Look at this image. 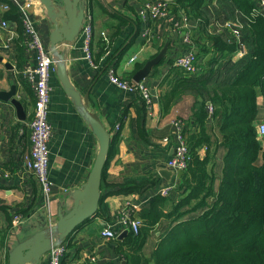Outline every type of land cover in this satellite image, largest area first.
<instances>
[{
    "label": "crops",
    "instance_id": "0c3cea01",
    "mask_svg": "<svg viewBox=\"0 0 264 264\" xmlns=\"http://www.w3.org/2000/svg\"><path fill=\"white\" fill-rule=\"evenodd\" d=\"M23 1L20 0V3ZM145 1L89 0L93 56L96 58L103 44H108L107 54H113V57L106 66L114 68L120 78L132 81L135 72L167 46L164 61L143 80L151 90L152 101L150 109L145 105L144 114L137 115V109L142 106V98L138 94L118 90L109 83L106 66L100 67L93 60L86 59L81 30L73 43H60L55 47L59 54L64 55L66 74L73 88L80 92L81 100L89 91V109L99 116L110 132L114 149L102 182L103 201L100 209L66 239L67 251L61 258V264H127L122 252L127 249L122 246L127 234L119 240L116 239L119 234L114 240H107L101 236V231L126 202L130 203L134 210L133 217L137 218H140L142 210L150 207V200L158 187L167 184L158 171L168 169L166 162L178 133L176 124L180 123L183 128L192 115L194 98L190 95L183 97L169 112L162 110L159 99L163 94L160 83L173 68L170 62L191 50L197 51L196 43L185 44L184 31L173 29V23L183 16L180 13H171L172 19L166 25L152 20L142 22L138 9ZM218 2L209 0L208 4L206 0L205 4L212 6ZM4 4L8 5V9L3 8ZM28 11L43 48L51 55L49 34L52 25L44 8L39 3ZM22 13L14 4L0 0V92H9L12 86L16 87L15 98L21 104L24 118L21 120L18 117L16 108L10 102L0 101V264H6V256L18 242L54 225L59 209L63 213L71 209V193L85 184L98 152V140L64 92L55 65L48 82L51 89L47 116L51 126L48 180L52 187L47 208L38 184L24 169V160L30 153L28 123L33 115L35 97L31 84L22 72L26 66L35 65L36 60L35 52L26 44ZM2 22H6L5 27L1 25ZM229 23L225 21L222 28H218L216 22H211L208 30L222 33ZM146 30L149 35L144 40L142 33ZM192 32L193 27H190L191 37ZM140 50L138 59L128 65L129 58ZM239 58L241 56H235L232 60ZM137 65L140 68L135 71ZM197 99L200 101L201 98ZM257 104L259 123L264 119V101L260 95ZM140 122L146 130L147 138L144 140L137 135ZM215 132L216 138H219L218 128H215ZM198 153L203 158L206 150L202 148ZM224 153L218 151L215 155L218 175ZM154 178H157V186L140 190ZM15 215L21 216L23 221L13 227L11 220ZM159 229L155 225L146 237L139 264H154L153 252L160 247L165 236L164 230L160 232ZM39 264H48L47 254Z\"/></svg>",
    "mask_w": 264,
    "mask_h": 264
},
{
    "label": "trees",
    "instance_id": "16d2710c",
    "mask_svg": "<svg viewBox=\"0 0 264 264\" xmlns=\"http://www.w3.org/2000/svg\"><path fill=\"white\" fill-rule=\"evenodd\" d=\"M260 1L219 0L217 7L207 6L206 0L169 2L173 6L170 12L180 13L193 27L197 59L201 62L208 54L211 58L200 63L198 74L188 77L171 61L173 68L160 83L163 94L159 102L164 112L186 95L194 98L192 115L183 126L190 159L177 179L176 197L155 193L150 207L139 214L142 222L138 232H128L123 239L127 264L142 261L140 251L155 225L165 236L153 252L154 264H264V145L257 136L258 95L264 101V16ZM237 19L239 39L231 26L222 33L208 30L211 22ZM107 45L104 43L93 59L100 67L113 57L108 56ZM240 47L245 48V54L233 61ZM139 68L137 65L135 71ZM144 112L142 100L137 115ZM137 135L141 140L147 138L141 122ZM202 148L206 150L203 158L198 153ZM113 150L112 142L105 171ZM218 151L225 152L220 175L214 161ZM157 184L154 178L140 190Z\"/></svg>",
    "mask_w": 264,
    "mask_h": 264
},
{
    "label": "built area",
    "instance_id": "2783aa9c",
    "mask_svg": "<svg viewBox=\"0 0 264 264\" xmlns=\"http://www.w3.org/2000/svg\"><path fill=\"white\" fill-rule=\"evenodd\" d=\"M11 4L20 8L22 13V26L24 37L26 38L27 47L35 52V65L26 66L22 72L23 77L31 84L35 104L33 115L28 123L29 128V141H30V153L27 159L24 160V169L31 178L38 184L44 204L49 207V198L51 195L52 184L48 180V142L51 136V126L48 123V111L50 107V92L49 77L50 73L55 69L57 62L56 57L49 55L43 48L38 34L34 28L33 23L30 20L29 10L34 4H39L36 0H24L20 3V0H7ZM169 2L164 0H147L143 2L138 9V17L142 22H148L149 20L155 21L158 24L166 25L168 21H171L172 15L169 9ZM4 9H8V5L4 4ZM259 10L264 16V0L259 3ZM3 27L6 26V22H2ZM227 26L234 27L233 33L236 39H239L240 24H227ZM173 29L177 31H184L183 42L187 45H193L192 37L189 33L190 25L185 17H181V20H177L173 23ZM82 36V48L87 60H93V50L91 46L92 41V17L88 14L83 26L81 28ZM148 31L142 33V38L145 40L148 38ZM137 52L133 54L127 64L131 65L136 61L141 53ZM245 54V48L240 47L239 52L235 56H243ZM107 55V54H106ZM104 56V58L106 57ZM234 56V57H235ZM233 57V58H234ZM102 58V59H104ZM200 61L197 59L193 50L186 54L178 56L173 61V67L182 71L185 77L196 75L200 70ZM106 76L111 85L116 87L122 92H133L138 94L148 109L151 106V90L144 81L134 82L131 80H125L120 78L115 69L112 67L106 68ZM207 110L211 113L210 106H207ZM178 123V122H177ZM177 125V136L174 147L172 148L171 155L166 162L168 169L174 173L178 171L184 172L188 161L190 159V152L183 135V128L180 123ZM119 125L116 126L118 130ZM257 136L264 145V120L257 125ZM178 178H172L167 184H163L158 187L156 194L168 198L175 193ZM132 207L130 203H125L124 206L117 212L114 219L108 222L103 230L101 236L107 240H114L118 234L125 231L133 232L136 234L138 228L141 226V220L137 217H133ZM23 221L19 215L13 216L11 224L13 227L18 226ZM67 243L64 241L62 244L53 247L48 253V264H61V258L66 253Z\"/></svg>",
    "mask_w": 264,
    "mask_h": 264
},
{
    "label": "water",
    "instance_id": "95a60500",
    "mask_svg": "<svg viewBox=\"0 0 264 264\" xmlns=\"http://www.w3.org/2000/svg\"><path fill=\"white\" fill-rule=\"evenodd\" d=\"M46 12V17L52 25L49 34L51 55L57 59L56 73L64 92L70 97L75 107L78 109L80 117L90 127L93 135L98 140V152L90 170L88 178L80 189L71 193L73 205L71 209L63 213L61 209L57 212V221L54 225L36 232L28 239L18 242L7 255V264H39L40 259L46 255L53 247L62 244L66 239L82 224L93 218L101 206V184L104 168L107 163L111 146V134L105 128L99 116L89 109V91L82 100L79 91L71 85L64 65V55L59 54L56 45L60 43H73L79 36L83 23L90 13L89 0H37ZM171 2L172 0H164ZM169 9L173 6L170 4ZM212 42L208 43L211 46ZM167 46L161 52L147 61L142 68L137 70L132 78L134 82L143 81L150 71L164 61ZM197 54V51H195ZM211 55L208 54L203 63L208 61ZM16 87L12 86L9 92H0V101L10 102L16 108L18 117L23 120L21 114V104L15 98ZM201 101V99H200ZM209 105V103H207ZM159 175L167 183L173 177L180 178L182 171L174 173L169 169H160ZM128 231L118 235L117 240L125 236Z\"/></svg>",
    "mask_w": 264,
    "mask_h": 264
},
{
    "label": "rangeland",
    "instance_id": "374dc122",
    "mask_svg": "<svg viewBox=\"0 0 264 264\" xmlns=\"http://www.w3.org/2000/svg\"><path fill=\"white\" fill-rule=\"evenodd\" d=\"M217 6H218V4L216 5V7H217ZM237 21H239V19H237V20H235V21H233V20H229V22H230L229 24L232 25V24L238 23ZM224 22H225V21H218V22H216L217 25H218V28H222V25L224 24ZM238 52H239V49H238L237 53H238ZM237 53H236V54H237ZM236 54H235V55H236ZM235 55H233L232 58H233ZM207 106H210V105H207ZM208 129H209V131H210V133H211V130H212V129H211L210 127H208ZM174 197H176V196H174ZM183 219H185V217H184ZM162 224H163L164 226L166 225V223H163V222H162ZM150 247H151V246L149 245V249H150Z\"/></svg>",
    "mask_w": 264,
    "mask_h": 264
}]
</instances>
